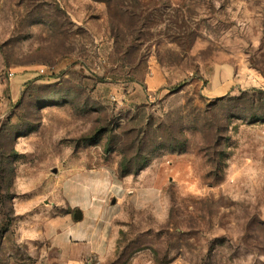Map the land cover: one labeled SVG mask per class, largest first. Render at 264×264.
<instances>
[{
	"label": "rangeland",
	"instance_id": "1",
	"mask_svg": "<svg viewBox=\"0 0 264 264\" xmlns=\"http://www.w3.org/2000/svg\"><path fill=\"white\" fill-rule=\"evenodd\" d=\"M82 230L84 264H264V0H0V264Z\"/></svg>",
	"mask_w": 264,
	"mask_h": 264
},
{
	"label": "crops",
	"instance_id": "2",
	"mask_svg": "<svg viewBox=\"0 0 264 264\" xmlns=\"http://www.w3.org/2000/svg\"><path fill=\"white\" fill-rule=\"evenodd\" d=\"M160 80V79H158ZM162 80V79H161ZM160 82V81H159ZM152 86V85H151ZM83 231V230H82ZM94 234L92 237L86 235L85 231L80 232L77 238L69 245V251H68V261L67 264H84V260L88 256L96 255V251H91L89 253L85 252L83 249L87 244V240L96 244L95 242ZM107 260V259H105Z\"/></svg>",
	"mask_w": 264,
	"mask_h": 264
},
{
	"label": "trees",
	"instance_id": "3",
	"mask_svg": "<svg viewBox=\"0 0 264 264\" xmlns=\"http://www.w3.org/2000/svg\"><path fill=\"white\" fill-rule=\"evenodd\" d=\"M144 168H145V166H141L138 170H136L134 172H128V170L124 166H122L121 167V176L126 177V176L131 175V174H137L140 171H142Z\"/></svg>",
	"mask_w": 264,
	"mask_h": 264
},
{
	"label": "water",
	"instance_id": "4",
	"mask_svg": "<svg viewBox=\"0 0 264 264\" xmlns=\"http://www.w3.org/2000/svg\"><path fill=\"white\" fill-rule=\"evenodd\" d=\"M74 220L78 221L79 220V211L77 210L74 214Z\"/></svg>",
	"mask_w": 264,
	"mask_h": 264
}]
</instances>
